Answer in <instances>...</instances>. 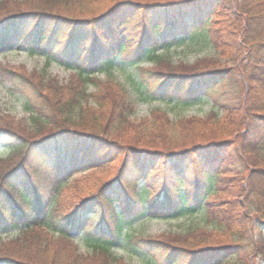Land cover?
I'll use <instances>...</instances> for the list:
<instances>
[{
    "label": "trees",
    "instance_id": "16d2710c",
    "mask_svg": "<svg viewBox=\"0 0 264 264\" xmlns=\"http://www.w3.org/2000/svg\"><path fill=\"white\" fill-rule=\"evenodd\" d=\"M189 40L241 64L199 69L185 62L182 70L156 54ZM14 45L47 60L71 59L72 70L68 81L44 85L0 70L30 114L23 134L9 119L0 124L9 150L0 158V229L21 227L0 242V264H122L113 251L121 245L171 264H264V0H0V50ZM137 53L154 64L130 75L136 93L99 78L121 66L116 59ZM182 92L210 93L213 121L154 114L167 121L161 128L171 132L163 135L154 121L135 118L137 99L184 103ZM214 132L218 138L206 137ZM159 138L169 140L166 149ZM117 159L113 174H97ZM189 161L203 180L180 178ZM163 169L177 177L173 185L148 181ZM87 170L96 176L79 178ZM128 173L139 178L126 180ZM195 204L207 227L179 232L175 241L128 228L146 216L191 214ZM78 231L92 255L79 251ZM253 247L252 257L241 254Z\"/></svg>",
    "mask_w": 264,
    "mask_h": 264
},
{
    "label": "rangeland",
    "instance_id": "374dc122",
    "mask_svg": "<svg viewBox=\"0 0 264 264\" xmlns=\"http://www.w3.org/2000/svg\"><path fill=\"white\" fill-rule=\"evenodd\" d=\"M188 42L172 45L169 47L166 46L165 48L161 46L156 50V53H160V55L170 58L172 62H175V69L182 70H186L183 66H181V63L185 62L190 63L195 67H199V69L202 67V65V68L206 69H222L224 67L233 66L235 64H241L242 59H240L239 56H237V58L233 60V58H228L226 57V55H218L211 44L197 43V45H195L193 44L192 40H189ZM14 46H12L13 48L9 47L0 51V70L4 67H10V69L14 71L18 70L25 75H28V79L32 82L43 85L48 83L56 84L59 82L68 81L72 68L70 66H67V63H62L59 60H46V58L39 52L38 49L33 50L31 49V47L26 45L19 49ZM132 59L134 60L133 63L127 61L123 64L120 63V59H116L114 61V64L121 65L120 67L125 66V69L115 67L111 71V76H114V78L124 86L130 85L131 82L129 77L134 72L133 70L135 69L137 63L151 67L154 62L153 58L149 57L148 55H145L143 58H139L138 53L134 54ZM164 63V68H167V65L171 66V63L169 62ZM106 73V71H103L100 74V77L108 78L109 76ZM129 89L131 92L136 93L134 87L129 86ZM203 94L206 95L205 92L201 93V95ZM179 95L181 98L185 99V101H183L184 103H182L181 101L178 102V100L170 99V97H159L158 99L147 100L144 102L137 99L138 110L135 117H147L148 119L154 121L158 126L155 128V130L158 133L159 131L162 132L163 135L170 134L171 131H169L167 126H165L164 129L161 128L163 121H167L163 119L164 117H159V115L163 116L166 114V116L169 117V119H171L172 121L181 119L182 117L206 118L213 121L214 112L211 111V102H207V99L204 100V98L202 100H199L201 95L195 97L194 93L193 95L187 96L184 95V92H182ZM207 96H209V99H212L210 97V94H207ZM158 107L160 110H154V112L153 109ZM154 114H159L157 116L159 118L155 117ZM6 119L11 120L14 124L12 128H14L15 130L18 129L20 132H22V134L24 133L25 129L29 128L30 125V123H28V121H30V114L27 113L23 108L22 97L11 89L10 83L6 81L5 78L3 79L0 73V124L4 127H7V125H5L4 123V120ZM140 129L145 130V126L142 125ZM125 133L126 132H124V137L126 138L128 135H125ZM206 137L210 139L218 138L217 133L215 132L210 133V135L208 134V136ZM184 140L186 139L183 136H181L180 139H177V141H180V143H182ZM158 144L159 146L163 147V149H166V147L170 143L169 140L166 139L162 141L160 140ZM8 152L9 150L7 144L0 142V157L7 159L8 157L6 156L8 155ZM95 158L98 159V155L95 154V156L92 157V159ZM106 163V167H104L97 173L101 174L99 176L102 178H106L108 174H113L116 171L119 165V159ZM179 170L181 172H179L178 175L180 176V178L185 179L187 183H193L195 179L203 180L205 177L203 172L200 169H197L195 165H193V163H191L190 161L188 163L185 162L183 164V167L179 168ZM93 172L94 170H87V172H82L85 174L81 173L79 178L96 176ZM125 177L127 180L132 181L133 179L139 178V176L135 177L133 173H128ZM174 177L175 175L173 172H170L169 170L165 172V169H163L161 171H158L156 174L150 173V178L148 179V181L150 182L153 179L152 181H154L157 186L161 187L163 181L165 183L173 185V183H175L174 181L177 180V177ZM145 183L146 182L144 178L140 177L138 184L146 185ZM226 195H224L223 192H220L219 194L221 198ZM194 207L195 211L193 213H187L185 215H181L180 217H175V215L173 217L169 214H166V218H148L147 216L142 217L134 220L131 223V226L128 228L132 229L137 234H143L147 237L161 238L160 236L170 235L173 238L172 240L175 241V239L179 238V236L177 237V234H179V232L186 231L191 227H196V225L201 226V228L199 229L207 227L208 224H206L205 222L203 210L200 209L198 204H195ZM20 229V226L0 229V236L2 235V237H0V242L8 241L9 239H12V237L19 236L18 232L20 231ZM72 236L76 244H79L80 252L88 255L93 253L91 244L89 243V241H87V237L82 232H74ZM253 249L254 247L252 249L243 250L241 254L246 256L249 255L250 257H252ZM113 251L119 257H123L124 260L122 261L124 262L122 264H171V262H169L168 260H156L149 255H141L137 252L131 251L126 246L122 245L116 246Z\"/></svg>",
    "mask_w": 264,
    "mask_h": 264
}]
</instances>
